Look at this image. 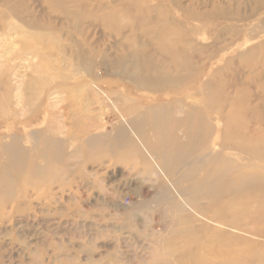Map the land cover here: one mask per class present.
Here are the masks:
<instances>
[{
    "label": "rangeland",
    "instance_id": "rangeland-1",
    "mask_svg": "<svg viewBox=\"0 0 264 264\" xmlns=\"http://www.w3.org/2000/svg\"><path fill=\"white\" fill-rule=\"evenodd\" d=\"M2 145L0 264H264V0H0Z\"/></svg>",
    "mask_w": 264,
    "mask_h": 264
},
{
    "label": "bare ground",
    "instance_id": "bare-ground-1",
    "mask_svg": "<svg viewBox=\"0 0 264 264\" xmlns=\"http://www.w3.org/2000/svg\"><path fill=\"white\" fill-rule=\"evenodd\" d=\"M44 81V80H43ZM46 84V83H45ZM45 84H44V86H45ZM44 88V87H43ZM79 99V98H78ZM76 102H77V100H76ZM77 104V103H76ZM82 104V103H81ZM74 105V104H73ZM79 107H81V106H79ZM84 107H86V106H84ZM77 108H78V106H77ZM84 110H85V108H83ZM80 111H82V110H80ZM9 112V111H8ZM51 118V117H50ZM51 120V119H50ZM52 120H54V119H52ZM47 121V120H46ZM76 121H77V119H76ZM36 122V121H35ZM55 122V121H54ZM50 124L51 123H49V121H47L46 122V128H48L49 130H50V132H51V130L53 129V125L51 126V128L52 129H50L49 128V126H50ZM45 130V129H44ZM48 130V131H49ZM56 131V130H55ZM47 132V131H46ZM52 132H54V131H52ZM46 134V133H45ZM43 135V134H42ZM198 136V135H197ZM48 137V136H47ZM49 138V137H48ZM117 138V137H116ZM92 139V138H91ZM53 140V139H52ZM49 142H50V140H49ZM48 142V143H49ZM51 143L52 144H55V141L53 140V141H51ZM57 143V142H56ZM59 143V142H58ZM57 143V144H58ZM17 145V144H16ZM59 146V145H58ZM19 147V146H18ZM18 149V148H17ZM60 149H62V148H60ZM146 149V148H145ZM147 150V149H146ZM0 151H2V156L11 164V165H13L15 168H17L20 164L18 163V162H20L21 164H22V161H23V157L22 158H20V156H18L17 155V153H19V152H17L15 149L13 150L12 149V147H11V145L9 146V145H7V146H4V145H2L1 146V149H0ZM20 151V150H19ZM16 153V154H15ZM14 163V164H13ZM17 166V167H16ZM21 166V165H20ZM22 168H23V166H22ZM18 170H20V168H18ZM22 170V169H21ZM19 173V172H18ZM215 173L217 174V173H220L221 175H223L224 177H226V179H227V181H229L228 179H229V174H227L226 172H224V171H216L215 170ZM221 177V176H220ZM1 182H3L4 184H6V182H7V180L6 179H3Z\"/></svg>",
    "mask_w": 264,
    "mask_h": 264
}]
</instances>
